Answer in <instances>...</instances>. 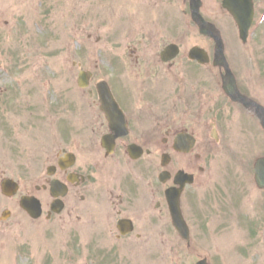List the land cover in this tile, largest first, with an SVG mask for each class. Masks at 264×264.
Returning a JSON list of instances; mask_svg holds the SVG:
<instances>
[{
    "label": "flooded vegetation",
    "instance_id": "1",
    "mask_svg": "<svg viewBox=\"0 0 264 264\" xmlns=\"http://www.w3.org/2000/svg\"><path fill=\"white\" fill-rule=\"evenodd\" d=\"M252 3L253 24L241 43L222 1L95 0L91 16L98 29L80 40L78 53L66 49L51 70L30 78L6 72L0 189L12 180L18 193H1L0 263L163 258L171 222L167 190L182 187L176 174L192 179L180 197L188 221L203 196L198 173L206 172L208 158L260 123L254 109L224 91L217 41L200 29H211L207 22L219 28L239 90L261 103L260 79L241 73L236 59L237 50L243 57L249 49L257 21L261 0ZM82 73L89 75L81 78L83 87ZM23 196L33 197L37 218L20 206ZM13 217L16 234L7 230Z\"/></svg>",
    "mask_w": 264,
    "mask_h": 264
},
{
    "label": "rangeland",
    "instance_id": "2",
    "mask_svg": "<svg viewBox=\"0 0 264 264\" xmlns=\"http://www.w3.org/2000/svg\"><path fill=\"white\" fill-rule=\"evenodd\" d=\"M219 1L216 0L217 6ZM94 4L95 0H0V87L11 80L2 81L11 69H16L12 72L14 78L32 77L38 64L44 66L40 68L43 71L51 70L48 63L61 60L68 45L72 52L78 51V41L97 32L98 21L91 16ZM228 26H224L225 33L230 32ZM105 31L102 29L101 33ZM48 32L53 37L49 43ZM35 37H39L38 42ZM251 46L260 51L256 66L252 63L249 67L241 49L237 50L236 59L240 61L241 73L247 70L245 75H251L248 70L252 69V79H262L264 96V0L259 6ZM18 59L25 60L18 63ZM256 129L257 133L249 129L252 132L243 135L242 141H236L231 149L221 148L208 158L206 172L198 173V189L204 197L188 220L190 246L168 222L163 258L157 253L149 254L144 264H194L204 257L210 264H264V191L257 192L254 179V162L264 155V131L259 124ZM6 206L13 204L7 201ZM17 227V218L13 217L7 230L16 234ZM10 245L17 243L13 239ZM10 263L20 264L17 259Z\"/></svg>",
    "mask_w": 264,
    "mask_h": 264
},
{
    "label": "water",
    "instance_id": "3",
    "mask_svg": "<svg viewBox=\"0 0 264 264\" xmlns=\"http://www.w3.org/2000/svg\"><path fill=\"white\" fill-rule=\"evenodd\" d=\"M237 2L238 0H235V3ZM224 4L227 5V0L224 1ZM229 8H231L230 10L232 11L237 23L239 24L241 36L245 37L247 32V26H249V22H247V20L243 17L242 13L239 11L240 9L239 6L236 5V6H231ZM242 8L243 6L241 5V9ZM227 90L228 92L233 94V90L229 89V85H227ZM263 126H264V119H263ZM255 167H256V181L259 186L264 187V157L258 159ZM183 178H184V174L179 173L177 176V180L183 182V180H185ZM168 201L171 208V214L174 225L176 226V228L184 238L189 239V228L182 216L180 209L179 191L168 192ZM197 264H207V262L206 260H202L199 261Z\"/></svg>",
    "mask_w": 264,
    "mask_h": 264
}]
</instances>
